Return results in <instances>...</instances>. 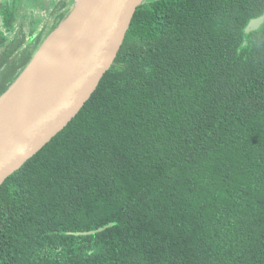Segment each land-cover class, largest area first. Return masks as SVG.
Here are the masks:
<instances>
[{"label": "trees", "instance_id": "obj_1", "mask_svg": "<svg viewBox=\"0 0 264 264\" xmlns=\"http://www.w3.org/2000/svg\"><path fill=\"white\" fill-rule=\"evenodd\" d=\"M16 2L0 97L48 38L33 17L5 35ZM263 15L145 0L91 99L0 185V264H264Z\"/></svg>", "mask_w": 264, "mask_h": 264}, {"label": "water", "instance_id": "obj_2", "mask_svg": "<svg viewBox=\"0 0 264 264\" xmlns=\"http://www.w3.org/2000/svg\"><path fill=\"white\" fill-rule=\"evenodd\" d=\"M81 1H77L68 18L45 40L44 46L38 49L0 101L24 79L39 57H43L49 40L71 19ZM144 1H100L86 25L85 38L73 61L40 102L0 138V185L63 131L91 99L112 68L136 11ZM263 24L264 15L251 20L245 28V35L258 31ZM31 74L32 70L28 77ZM25 80L27 77L23 82Z\"/></svg>", "mask_w": 264, "mask_h": 264}, {"label": "bare ground", "instance_id": "obj_3", "mask_svg": "<svg viewBox=\"0 0 264 264\" xmlns=\"http://www.w3.org/2000/svg\"><path fill=\"white\" fill-rule=\"evenodd\" d=\"M100 1L82 0L71 19L49 40L43 57L36 61L40 63H35L24 77L27 80L20 81L1 99L0 138L40 102L73 61L85 38L86 25Z\"/></svg>", "mask_w": 264, "mask_h": 264}, {"label": "flooded vegetation", "instance_id": "obj_4", "mask_svg": "<svg viewBox=\"0 0 264 264\" xmlns=\"http://www.w3.org/2000/svg\"><path fill=\"white\" fill-rule=\"evenodd\" d=\"M1 1L2 3H0V23L5 21V19L3 18L4 9L9 8L10 7L9 4H12V0H1ZM30 1L35 2L37 0H30ZM44 1L45 0H38V3L41 2L42 4ZM48 1L49 2L47 3V5L49 6H45V8L48 7L46 12H42L41 15L36 16L35 12L38 9L36 10L34 9V11H29L28 6H24L26 4L25 2H23L22 0H17L16 7L18 10L16 12L17 13L16 20L13 22V25L15 28L12 31L6 30L5 35L11 37L14 35L15 30L19 28L21 29L23 28V24H26L27 26H29L31 22L30 19H32L33 17L37 21L35 33L38 35L44 30V33H47V36H49V34L53 32V31H50L51 26L57 22H59V24L64 22V19L62 20V17L68 14L70 15L72 13L74 8L76 7L78 0H76L75 3L72 5H69L68 0H48ZM36 7L38 8L39 6H36ZM43 20L46 22L44 23ZM8 23H11V22H8Z\"/></svg>", "mask_w": 264, "mask_h": 264}, {"label": "rangeland", "instance_id": "obj_5", "mask_svg": "<svg viewBox=\"0 0 264 264\" xmlns=\"http://www.w3.org/2000/svg\"><path fill=\"white\" fill-rule=\"evenodd\" d=\"M23 2H25L26 4L24 5V6H28V9H29V11H34V9L36 10V9H38V10H36V16H38V15H41V13L42 12H46V10H47V8H45V6H49V5H47V3L49 2L48 0H45L42 4H41V2L40 3H38V0L37 1H35V2H33V1H30V0H22ZM75 1L76 0H68V3H69V5H72V4H74L75 3ZM0 3H2V1L0 0ZM18 4H19V2H18ZM39 4V5H38ZM36 6H39L38 8L36 7ZM44 8H45V10H44ZM46 17V16H45ZM42 18V17H41ZM44 18V17H43ZM40 20V19H39ZM45 20H46V18H45ZM44 21V20H43ZM46 21H44V23H45ZM51 34H49V36H50ZM48 36V37H49ZM44 44V42L42 43V45ZM41 45V46H42ZM44 46V45H43ZM27 68V67H26Z\"/></svg>", "mask_w": 264, "mask_h": 264}]
</instances>
